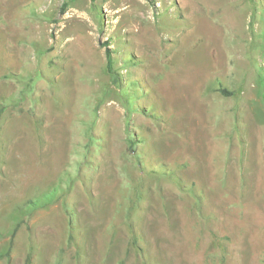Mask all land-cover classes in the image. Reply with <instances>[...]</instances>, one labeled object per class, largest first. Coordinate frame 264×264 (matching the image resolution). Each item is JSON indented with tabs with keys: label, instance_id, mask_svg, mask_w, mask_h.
Segmentation results:
<instances>
[{
	"label": "rangeland",
	"instance_id": "obj_1",
	"mask_svg": "<svg viewBox=\"0 0 264 264\" xmlns=\"http://www.w3.org/2000/svg\"><path fill=\"white\" fill-rule=\"evenodd\" d=\"M0 264H264V0H0Z\"/></svg>",
	"mask_w": 264,
	"mask_h": 264
}]
</instances>
